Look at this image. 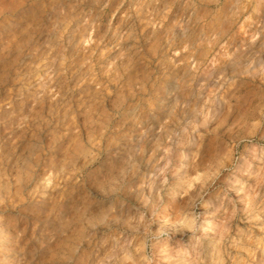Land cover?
Wrapping results in <instances>:
<instances>
[{
	"label": "rangeland",
	"instance_id": "obj_1",
	"mask_svg": "<svg viewBox=\"0 0 264 264\" xmlns=\"http://www.w3.org/2000/svg\"><path fill=\"white\" fill-rule=\"evenodd\" d=\"M239 2L0 0V264H264Z\"/></svg>",
	"mask_w": 264,
	"mask_h": 264
},
{
	"label": "clouds",
	"instance_id": "obj_2",
	"mask_svg": "<svg viewBox=\"0 0 264 264\" xmlns=\"http://www.w3.org/2000/svg\"><path fill=\"white\" fill-rule=\"evenodd\" d=\"M233 15L239 19L243 18L248 29L253 28L255 25L264 33V0H240L239 4L236 5V11ZM193 131H196L193 129ZM205 135H208L207 130H205ZM200 134L197 133V136ZM225 162H229L225 159L220 160L221 166Z\"/></svg>",
	"mask_w": 264,
	"mask_h": 264
},
{
	"label": "bare ground",
	"instance_id": "obj_3",
	"mask_svg": "<svg viewBox=\"0 0 264 264\" xmlns=\"http://www.w3.org/2000/svg\"><path fill=\"white\" fill-rule=\"evenodd\" d=\"M204 223V222H203ZM205 224V223H204ZM203 225V224H202ZM182 236V235H181Z\"/></svg>",
	"mask_w": 264,
	"mask_h": 264
}]
</instances>
